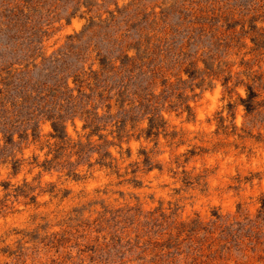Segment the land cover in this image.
I'll return each instance as SVG.
<instances>
[{
  "label": "rangeland",
  "instance_id": "obj_1",
  "mask_svg": "<svg viewBox=\"0 0 264 264\" xmlns=\"http://www.w3.org/2000/svg\"><path fill=\"white\" fill-rule=\"evenodd\" d=\"M263 202L264 0H0V264H264Z\"/></svg>",
  "mask_w": 264,
  "mask_h": 264
},
{
  "label": "trees",
  "instance_id": "obj_2",
  "mask_svg": "<svg viewBox=\"0 0 264 264\" xmlns=\"http://www.w3.org/2000/svg\"><path fill=\"white\" fill-rule=\"evenodd\" d=\"M242 103L247 112H250L254 108L253 94L250 91L247 95V99H244ZM261 209L262 210L264 209V202H263ZM262 210L259 211V214L256 216L257 217L256 220L245 219L244 222H236L237 227L236 229H234V231H236L235 238H237V236L243 237L242 236L243 232L246 234L250 243L253 244V250L259 244V240L261 237L258 232L254 231V228H257V221L261 220L264 223V216H262V213H261ZM227 229L230 230V227H227Z\"/></svg>",
  "mask_w": 264,
  "mask_h": 264
},
{
  "label": "clouds",
  "instance_id": "obj_3",
  "mask_svg": "<svg viewBox=\"0 0 264 264\" xmlns=\"http://www.w3.org/2000/svg\"><path fill=\"white\" fill-rule=\"evenodd\" d=\"M245 99H247V96L245 95ZM243 106V105H242Z\"/></svg>",
  "mask_w": 264,
  "mask_h": 264
}]
</instances>
